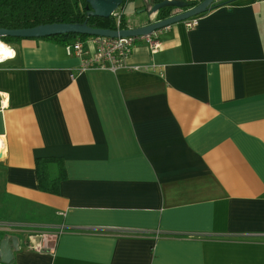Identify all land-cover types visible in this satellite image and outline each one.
I'll list each match as a JSON object with an SVG mask.
<instances>
[{
    "label": "crops",
    "instance_id": "crops-1",
    "mask_svg": "<svg viewBox=\"0 0 264 264\" xmlns=\"http://www.w3.org/2000/svg\"><path fill=\"white\" fill-rule=\"evenodd\" d=\"M263 1L216 0L196 27L161 29L155 52L137 41L138 71L78 74L51 38L11 45L0 64V236L20 242L10 264H264ZM140 8L119 9L124 28L146 24ZM42 158L63 162L58 194L40 190ZM40 232L57 235L37 253L26 243Z\"/></svg>",
    "mask_w": 264,
    "mask_h": 264
},
{
    "label": "water",
    "instance_id": "water-1",
    "mask_svg": "<svg viewBox=\"0 0 264 264\" xmlns=\"http://www.w3.org/2000/svg\"><path fill=\"white\" fill-rule=\"evenodd\" d=\"M192 0H85L87 18L108 19L119 9H124L133 2L141 6L136 15H143L146 24L136 28L101 29L91 27L87 20L81 24H49L33 28L6 30L0 29V39H41L66 34L83 35L87 37H140L149 35L154 31L182 22L190 17L206 13L212 8L216 0H201L191 5ZM264 2V1H263ZM162 10H171L168 17L151 22V17ZM175 10L174 13L172 11ZM19 239L15 236H0V264H10L14 259V252L19 249Z\"/></svg>",
    "mask_w": 264,
    "mask_h": 264
},
{
    "label": "trees",
    "instance_id": "trees-1",
    "mask_svg": "<svg viewBox=\"0 0 264 264\" xmlns=\"http://www.w3.org/2000/svg\"><path fill=\"white\" fill-rule=\"evenodd\" d=\"M197 3V0H195ZM85 0H0V29L17 30L33 28L49 24H81L87 20L91 27L101 29H115L113 17L108 19L87 18ZM171 14V10L159 12L158 19ZM123 18H122V25ZM87 36L66 34L50 37L63 46L71 44L76 39ZM49 39V38H48ZM1 42L12 45L19 42V38H2ZM56 173L50 174L52 168ZM36 172L40 190L58 194L60 182L65 178L62 160L55 158L36 159Z\"/></svg>",
    "mask_w": 264,
    "mask_h": 264
},
{
    "label": "built area",
    "instance_id": "built-area-1",
    "mask_svg": "<svg viewBox=\"0 0 264 264\" xmlns=\"http://www.w3.org/2000/svg\"><path fill=\"white\" fill-rule=\"evenodd\" d=\"M112 17L114 18L115 22V30L122 29V12L118 10L113 13ZM200 19L201 15L193 16L184 20L183 24L186 29L190 30L198 25ZM160 32L161 29L154 31L149 35L140 37H90L95 49L94 52L88 57L84 56L86 54L84 51L85 44L81 39H76L71 44L66 45L64 47V51L66 55L74 56L79 59L80 64L77 72L78 74L87 70H102L112 74L118 73L122 70L138 71L140 70V67L130 68L127 65V61L130 58L133 46L137 41H143L149 46L151 52L157 51L159 48L157 37ZM8 46L13 50L11 45ZM14 55L15 54L13 51V55L9 59L0 58V64L11 60ZM56 235L57 234L55 233L49 232H40L29 235L26 247L37 253L44 252L50 249L52 242L56 239ZM35 237L39 238L40 242L36 243L34 240Z\"/></svg>",
    "mask_w": 264,
    "mask_h": 264
},
{
    "label": "bare ground",
    "instance_id": "bare-ground-1",
    "mask_svg": "<svg viewBox=\"0 0 264 264\" xmlns=\"http://www.w3.org/2000/svg\"><path fill=\"white\" fill-rule=\"evenodd\" d=\"M3 44L6 46V48L5 49H0V58L9 59L13 55V50L7 44H5V43H3ZM6 52H11L12 55H6Z\"/></svg>",
    "mask_w": 264,
    "mask_h": 264
},
{
    "label": "rangeland",
    "instance_id": "rangeland-1",
    "mask_svg": "<svg viewBox=\"0 0 264 264\" xmlns=\"http://www.w3.org/2000/svg\"><path fill=\"white\" fill-rule=\"evenodd\" d=\"M136 11H137V10H133V9H132V14H133L134 16H136V17H144L143 15H139V16L136 15ZM124 15H125V18H126V14H124ZM126 19L128 20L129 18H126ZM0 41H1V40H0ZM3 43H4V42H3ZM5 44H6V43H5ZM8 45H9V44H8Z\"/></svg>",
    "mask_w": 264,
    "mask_h": 264
},
{
    "label": "flooded vegetation",
    "instance_id": "flooded-vegetation-1",
    "mask_svg": "<svg viewBox=\"0 0 264 264\" xmlns=\"http://www.w3.org/2000/svg\"><path fill=\"white\" fill-rule=\"evenodd\" d=\"M200 1H201V0H197V3L200 2ZM197 3H196L195 0L190 1V4H191V5H195V4H197Z\"/></svg>",
    "mask_w": 264,
    "mask_h": 264
},
{
    "label": "clouds",
    "instance_id": "clouds-1",
    "mask_svg": "<svg viewBox=\"0 0 264 264\" xmlns=\"http://www.w3.org/2000/svg\"><path fill=\"white\" fill-rule=\"evenodd\" d=\"M5 48L6 46L2 42H0V49H5Z\"/></svg>",
    "mask_w": 264,
    "mask_h": 264
},
{
    "label": "snow or ice",
    "instance_id": "snow-or-ice-1",
    "mask_svg": "<svg viewBox=\"0 0 264 264\" xmlns=\"http://www.w3.org/2000/svg\"><path fill=\"white\" fill-rule=\"evenodd\" d=\"M6 55H12V53L11 52H6Z\"/></svg>",
    "mask_w": 264,
    "mask_h": 264
}]
</instances>
